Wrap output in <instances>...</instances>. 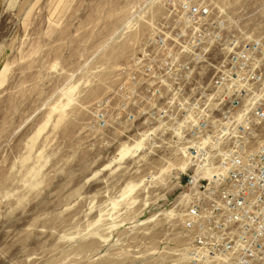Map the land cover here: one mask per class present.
<instances>
[{"label":"rangeland","instance_id":"374dc122","mask_svg":"<svg viewBox=\"0 0 264 264\" xmlns=\"http://www.w3.org/2000/svg\"><path fill=\"white\" fill-rule=\"evenodd\" d=\"M261 109L264 0H0V264H264L198 241Z\"/></svg>","mask_w":264,"mask_h":264},{"label":"built area","instance_id":"2783aa9c","mask_svg":"<svg viewBox=\"0 0 264 264\" xmlns=\"http://www.w3.org/2000/svg\"><path fill=\"white\" fill-rule=\"evenodd\" d=\"M189 11L196 14L198 7L191 6ZM255 116L264 121L262 109ZM253 156L241 161L242 171L230 170L229 183L221 187V192L216 191L219 199L212 200L213 213L201 218L203 235L198 241L212 248L217 260L243 257L264 263V139ZM220 251L227 255H219Z\"/></svg>","mask_w":264,"mask_h":264},{"label":"bare ground","instance_id":"6f19581e","mask_svg":"<svg viewBox=\"0 0 264 264\" xmlns=\"http://www.w3.org/2000/svg\"><path fill=\"white\" fill-rule=\"evenodd\" d=\"M241 115H238V117L236 118V121H239L240 120V117ZM238 136V135H237ZM213 169V168H212ZM222 175L223 174V172H222V170H220V171H217V170H215V173H212V170L211 171H209L208 170V176H209V178H210V181H212L213 179H214V176L215 175Z\"/></svg>","mask_w":264,"mask_h":264}]
</instances>
